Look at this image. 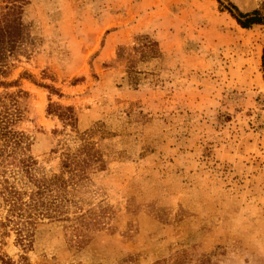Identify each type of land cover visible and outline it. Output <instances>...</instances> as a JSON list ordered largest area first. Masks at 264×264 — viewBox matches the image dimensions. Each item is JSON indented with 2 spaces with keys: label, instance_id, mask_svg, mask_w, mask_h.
Here are the masks:
<instances>
[{
  "label": "rangeland",
  "instance_id": "374dc122",
  "mask_svg": "<svg viewBox=\"0 0 264 264\" xmlns=\"http://www.w3.org/2000/svg\"><path fill=\"white\" fill-rule=\"evenodd\" d=\"M231 4L264 15V0H26L33 40L0 94L27 93L28 144L0 159V184L22 201L32 179L65 185L29 244L0 225L4 261L264 264V25L241 27ZM85 132L96 158L70 179L63 152Z\"/></svg>",
  "mask_w": 264,
  "mask_h": 264
},
{
  "label": "trees",
  "instance_id": "16d2710c",
  "mask_svg": "<svg viewBox=\"0 0 264 264\" xmlns=\"http://www.w3.org/2000/svg\"><path fill=\"white\" fill-rule=\"evenodd\" d=\"M0 5V86L7 88L17 86L18 81H5L1 78L7 77L10 70V62L16 59L21 54H27V47L31 42L32 37L29 34L27 24L24 21V5L26 0H1ZM220 3V1H218ZM221 4V3H220ZM231 8L236 11V15L227 9L236 22L243 28H249L254 24L264 25V16L258 10L250 12H242L235 5L231 4ZM146 41L145 46L140 49L141 54L146 52H154V43L148 40L147 36H143ZM122 50V49H121ZM52 91V87L42 85ZM27 93L22 89H17L12 92H4L0 94V159L9 158L21 154L25 156V146L28 144L27 136L18 130H15V125L22 118V109L19 105V99ZM67 124L73 126V121H67ZM88 132L80 134L81 143L73 153L63 152L62 168L67 170L70 179L74 176H81L85 167L96 158L97 150L93 144L88 141ZM98 159V157H97ZM27 164L33 163L31 157L22 158ZM31 184L35 187L29 193L28 200L22 201L21 192L15 189L13 185L7 182L0 184V203L7 206V216L5 222L0 225L5 226L7 223H13L18 240L21 244H29L31 233L28 230L33 224L29 220L30 217L37 214L52 217L47 206L51 197V189L64 188L65 181L60 175H54L50 178L32 179ZM61 195L57 194L55 199H60ZM2 262L4 261L0 257Z\"/></svg>",
  "mask_w": 264,
  "mask_h": 264
},
{
  "label": "water",
  "instance_id": "95a60500",
  "mask_svg": "<svg viewBox=\"0 0 264 264\" xmlns=\"http://www.w3.org/2000/svg\"><path fill=\"white\" fill-rule=\"evenodd\" d=\"M264 16V15H263Z\"/></svg>",
  "mask_w": 264,
  "mask_h": 264
}]
</instances>
